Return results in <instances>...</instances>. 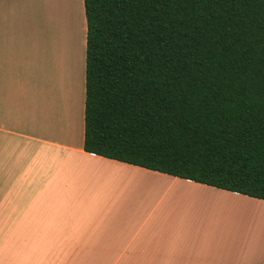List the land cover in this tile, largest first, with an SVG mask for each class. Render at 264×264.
Masks as SVG:
<instances>
[{
	"label": "crops",
	"instance_id": "1",
	"mask_svg": "<svg viewBox=\"0 0 264 264\" xmlns=\"http://www.w3.org/2000/svg\"><path fill=\"white\" fill-rule=\"evenodd\" d=\"M86 32L83 0H0V264L264 263L223 218L263 199L84 150Z\"/></svg>",
	"mask_w": 264,
	"mask_h": 264
},
{
	"label": "trees",
	"instance_id": "2",
	"mask_svg": "<svg viewBox=\"0 0 264 264\" xmlns=\"http://www.w3.org/2000/svg\"><path fill=\"white\" fill-rule=\"evenodd\" d=\"M83 2L84 150L264 200V0Z\"/></svg>",
	"mask_w": 264,
	"mask_h": 264
},
{
	"label": "rangeland",
	"instance_id": "3",
	"mask_svg": "<svg viewBox=\"0 0 264 264\" xmlns=\"http://www.w3.org/2000/svg\"><path fill=\"white\" fill-rule=\"evenodd\" d=\"M243 202H249V200H244ZM229 203V201H226L225 205L227 206ZM250 203L255 204L254 202ZM242 207L244 209V203ZM256 208L257 210L251 208L252 212L250 210L236 209V212L232 215L225 211L223 215L225 220L224 228H233L235 232L240 231L241 239H246L251 244L256 245L257 257H255V260H262L260 258H263L261 253L264 255V204H259Z\"/></svg>",
	"mask_w": 264,
	"mask_h": 264
}]
</instances>
